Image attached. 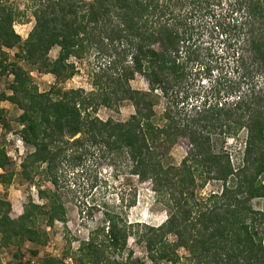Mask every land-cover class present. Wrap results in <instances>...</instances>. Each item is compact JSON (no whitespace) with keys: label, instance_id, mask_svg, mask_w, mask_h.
I'll use <instances>...</instances> for the list:
<instances>
[{"label":"trees","instance_id":"1","mask_svg":"<svg viewBox=\"0 0 264 264\" xmlns=\"http://www.w3.org/2000/svg\"><path fill=\"white\" fill-rule=\"evenodd\" d=\"M27 9L35 25L23 40L15 22ZM206 18L213 20V31L226 35L235 79L227 70L216 77L215 60L209 63L196 43L194 32ZM116 44L119 49L113 48ZM105 46L117 55L112 52L108 66L99 68L95 91L59 87L77 73L76 60ZM17 47L12 61L9 50ZM55 47L59 54L52 59ZM33 69L53 75L50 90L40 91ZM194 69L213 82L196 89L199 104L168 105L158 116L154 107L160 96L175 92L184 104L189 101L187 79ZM136 74L147 79L148 90L133 88ZM3 75L13 79L10 92L0 93V123L6 130L11 127L1 102L16 105L22 110L19 133L33 148L22 162L24 179L36 185V176L44 174L58 183L61 164L78 165L96 153L99 160L105 153L122 154L133 173L141 181L151 180L158 198L173 210L145 235L155 263H178L176 251L184 246L201 264H264V0H27L25 9L0 0ZM114 97L132 101L135 112L128 121H104L96 114ZM241 131L246 137L236 165L224 143ZM181 137L189 139L187 155L179 165L166 163L169 148ZM11 165L0 137V168ZM13 176L0 173V183H11ZM198 178L202 186L221 181L222 191L198 200ZM39 193L46 202L30 200L17 218L11 216L12 202L0 196V264L4 247L45 246L49 233L44 226L66 222L60 197L51 190L39 188ZM256 199L262 207L255 208ZM106 214L108 225L81 243L73 264H146L123 255L130 235L126 219L114 211ZM171 233L177 242L168 240ZM39 252L32 250L35 256ZM68 254L46 255L39 264H68Z\"/></svg>","mask_w":264,"mask_h":264},{"label":"rangeland","instance_id":"2","mask_svg":"<svg viewBox=\"0 0 264 264\" xmlns=\"http://www.w3.org/2000/svg\"><path fill=\"white\" fill-rule=\"evenodd\" d=\"M8 1L17 5L20 9H25L27 3V0ZM34 25L35 17L29 9H27L25 16L15 22V28L21 34L23 40L28 38ZM213 26V20L206 18L200 26V30L194 32L196 43L201 46V51L209 63H211V60H215L212 66H214L216 77L221 72L225 75V70H227L231 71L228 76L235 79L237 73L235 75L233 72L234 60L230 57L231 48L227 49L228 46L225 44L226 35L221 36L218 30L213 31ZM113 48L119 49L118 44ZM110 49V46H105L104 49L91 48L86 56L76 60L77 73L72 78L62 82L59 87L63 90L83 89L87 93L95 91L97 89L95 82L101 76L99 68L108 66L107 61L110 59L113 50H115ZM17 52H19L18 47L9 50L10 60L17 59ZM113 53L117 55V51ZM58 54L59 47H55L50 52V57L55 59ZM217 59L218 61H216ZM195 68L198 69L197 65ZM97 72L100 75L99 77L96 75ZM106 73L103 72L102 75ZM31 75L40 91H48L54 84V77L49 73L33 69ZM202 77V73L194 69L193 74L191 73L187 79L190 98L186 104L181 102V97L175 92L166 97L160 96L154 107L158 116L165 111L168 105L172 107L178 104H180L179 106L199 104L197 98L193 96L196 89L200 88V85L207 87L213 85V82L209 79ZM105 78L106 76L103 80ZM12 79V75L0 76V93L10 92L9 84ZM260 82H262L261 79ZM131 84L136 89H149L147 79L141 74H136ZM1 106L5 108V115L11 126L10 129L6 130L0 123L1 145L6 147L12 165L8 166L7 169L0 168V173L9 171L13 172L14 176L11 183H0V196L12 202L11 216L13 218L19 217L32 199L40 204L45 203L46 200L40 197L39 188L51 190L57 194L67 211L66 222L56 221L53 226H44L49 233V242L45 246L38 247L31 242H26L21 246L10 245L4 247L1 254L2 264H27L28 262L29 264H39L46 255L61 258L66 251L69 252L68 257L65 259L66 262L68 264L75 263L73 256L79 250L81 243L89 240L91 235L102 226L108 225L107 211H114L127 221L124 228L127 229L130 235L123 255L127 256L130 253L133 258L141 259L146 264H157L149 257L145 235L149 232V227L157 228L164 223L173 210L167 203L158 198L153 188V182L151 180L141 181L139 176L133 173L131 163L124 155L105 153L106 157L99 160V153H96L78 165H72L68 162L61 164L58 170V183H53L44 174H39L36 176L37 184H32L29 180L24 179L22 175L23 159L33 149L23 141L19 133L22 126L17 122V118L22 110L9 101H2ZM134 112L135 107L131 100H119L114 97L109 105H100L96 114L104 121L113 119L126 122ZM160 124H163V122L161 121ZM245 137L246 132L241 131L236 136H230L228 142L224 143L225 149L232 154L233 162L236 165L242 157L239 154V146H241ZM189 148V139L181 137L169 148L166 163L181 164ZM197 182L199 185L195 188V196L198 200L207 197L214 191L221 192L223 188V183L216 179L209 180L205 186L200 185L202 178H198ZM253 205L255 208L262 207V200H254ZM130 223H133V225H129ZM168 240L171 243L177 242V236L171 233L168 235ZM35 248L40 251L36 256L32 253ZM176 252L178 263L162 260L161 264H201L199 258L194 257L184 246L179 247ZM109 256H119L121 258L122 255L109 252Z\"/></svg>","mask_w":264,"mask_h":264}]
</instances>
